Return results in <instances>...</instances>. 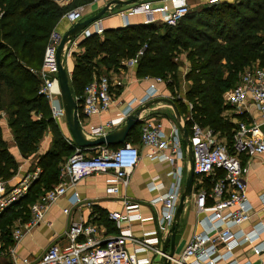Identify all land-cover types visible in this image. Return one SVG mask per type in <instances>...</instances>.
<instances>
[{
    "label": "built area",
    "instance_id": "1",
    "mask_svg": "<svg viewBox=\"0 0 264 264\" xmlns=\"http://www.w3.org/2000/svg\"><path fill=\"white\" fill-rule=\"evenodd\" d=\"M65 3L66 0H61ZM97 1V0H92ZM171 4L152 6L150 0L131 4L127 9L118 13L123 16L144 14L143 24L155 23L175 26L188 13L187 0H168ZM222 0H207L215 4ZM86 5H78L68 9L62 18L70 24L82 19ZM158 16V17H157ZM93 30L88 27L80 31L81 37L92 33L102 34L103 29L99 20L92 22ZM61 33L55 28L51 30L44 48L40 68L31 69L39 79L38 93L46 98L49 104L50 116L58 118L64 116L57 82L56 50L61 40ZM78 41V40H77ZM64 56L70 55L76 47V40H71ZM144 44L133 57L122 61L126 66H136L139 56L143 53ZM182 60V59H181ZM182 78L187 71L188 62L185 58ZM148 86L139 98H133L125 110L102 124L89 125L85 131L88 138L104 136L109 131L125 122L127 115L137 107L153 100L157 94V84L164 83L159 76H144ZM186 82V81H184ZM120 79L111 78L108 74L93 77L83 88L82 94L73 96L79 109V122L88 116L100 114L108 110L113 99V88L121 86ZM183 95L184 87L182 86ZM183 95L176 94V98L186 102L189 112L184 121H192L189 138L193 154L194 180L192 184V199L195 212L198 215L196 224L199 229L192 232L180 252L169 257V264H240L234 258V250L243 244H250L254 253L264 251V239L260 236L264 226L258 224L250 230L241 229V224L248 222L254 208L246 195L245 174L246 166L241 156L251 157L264 154V131L259 127L249 106L252 104L258 111L264 124V66L258 62L251 63L240 73L238 82L224 91L222 98L228 106L224 115L234 119L230 144L208 126H202L193 121L192 104ZM135 104V105H134ZM140 142L147 150L145 155L170 167L167 175L170 178L163 191V186L153 182L148 183V189L156 190L157 194L148 200V204L156 211L155 216L149 217L155 221V227L150 231H143L135 235L131 224L143 221L140 213V203L123 195L121 198L123 210L108 212L117 233L105 235L101 227L82 219L71 221L65 230V243H51L39 258L16 256L10 248L8 264H153L154 256L162 259L166 252L161 244L173 222L179 201L181 188L184 186L183 177L187 166L181 133L175 122H169L168 132L162 127V122L139 115ZM69 143L71 139L67 140ZM72 152L59 169L58 182L45 190L30 206L31 218L27 223L12 228L11 236L18 242L31 227L45 222V212L56 200L64 196L68 188L73 187L86 176L91 174L109 173L111 178L106 187L109 196H118L121 187H127L130 175L140 159L138 145L123 141L112 148L108 145L95 147H79L72 143ZM221 170L222 175L209 178ZM37 172L27 174L16 185L10 186L7 181L0 179V213L24 196L32 184ZM209 178V185L206 179ZM264 207V192L258 196ZM73 205H91V202H81L77 194H73ZM159 204V207L157 205ZM68 212V208L63 209ZM47 223V222H45ZM250 264V263H244Z\"/></svg>",
    "mask_w": 264,
    "mask_h": 264
},
{
    "label": "trees",
    "instance_id": "2",
    "mask_svg": "<svg viewBox=\"0 0 264 264\" xmlns=\"http://www.w3.org/2000/svg\"><path fill=\"white\" fill-rule=\"evenodd\" d=\"M69 8L52 0H0V110L7 114L9 129L24 157L37 150L47 128L52 131L51 148L37 158L36 164L41 167L38 179L0 214V239L5 245L12 242L9 235L13 222L29 219V206L58 182V165L72 152L50 118L48 102L38 93L39 79L31 71L40 68L49 33ZM144 44L136 75L162 77L171 100L185 117L187 104L175 97L181 88L183 69L178 56L183 55L188 62L183 97L192 104L193 121L225 136L230 144L235 123L223 115L228 106L222 94L238 82L245 67L256 60L264 66V0L206 2L185 14L175 26L141 23L104 29L101 35L92 33L79 42L83 50L75 57L69 79L72 95H81L84 86L102 69L122 67L121 61L133 57ZM191 122H185L189 131ZM139 129L140 121L125 141L139 143ZM16 167L0 126V179L7 180ZM222 174L216 170L209 178ZM104 223L108 232H114L112 223Z\"/></svg>",
    "mask_w": 264,
    "mask_h": 264
},
{
    "label": "crops",
    "instance_id": "3",
    "mask_svg": "<svg viewBox=\"0 0 264 264\" xmlns=\"http://www.w3.org/2000/svg\"><path fill=\"white\" fill-rule=\"evenodd\" d=\"M107 1L108 0H97L87 3L81 20L97 13ZM141 1L145 0H139L137 1V3ZM150 1L152 6L165 4L169 9L171 8V4L168 0ZM225 1L233 2L235 0ZM206 2L207 0H187L188 6H192L194 8H198ZM130 5L131 4H126L118 8H114L111 13L106 14L105 18L98 19L101 28L104 30L122 27L125 25L141 24L145 18L144 14L142 13L126 16L118 13L120 10L127 9ZM155 23L160 24L157 18ZM70 25L71 24L66 19H62L57 23L55 29L62 34L70 27ZM82 38L84 37H81L79 32L73 38L77 42L76 47L71 45V49H74L73 52L70 55L65 56V60H70L69 67L67 68L70 75L75 63L76 55L81 53L83 50L79 45V42ZM183 59L184 57L182 58V60ZM108 75H110L111 78L120 79L122 81V85L113 88L112 103L107 111L100 114L91 115L80 120V124L84 133L89 125L102 124L106 120L115 117L120 111L125 110L131 99L141 97L148 86L147 81L143 80L144 76L139 77L136 75L135 66H126L122 63V67H118ZM184 81L185 80L182 78L181 85L184 87V90H186V82ZM156 87L157 94L155 98H172L171 93L164 83L157 84ZM176 94L183 95L181 88L178 92H176ZM249 110L251 112V115L253 116V119L257 123H259V127L262 131H264V129H262L264 128V124L262 123L258 111L252 104L249 106ZM6 116H4L2 120L0 119V126L2 129L3 139L7 143L9 153L17 163V167L13 171L12 175L5 181H7L8 183V180H10L14 185L17 181L25 177L27 174L37 171L41 172V167L36 164L38 157H36L35 160H33L32 158L37 152L38 155H40L51 148L52 131L51 129L47 128L44 131L43 137L39 142L37 150L29 156L24 157L19 152L16 146L13 135L9 129ZM142 116H144L145 118L161 121L163 130L165 132H168L169 122H175L172 117V109L168 105H166V102L164 101H156L149 108H146L144 111H142ZM33 117L38 119L39 115H34ZM50 118L52 117L50 116ZM52 120L56 124V127L59 129L63 139L67 143H69L67 140H70L71 137L69 135L65 116L52 118ZM71 142L74 143L72 139ZM72 143H69L71 147ZM134 144L138 145L141 157L130 175L128 186L124 188L121 187L118 196H109V194L106 192V187L109 184L111 174L99 173L84 177L79 182H77L75 186L68 188L64 196L58 198L56 202L52 203L48 207L47 211L44 214V221L47 223L41 222L31 227L30 230L26 234H24L18 242H15L12 239V228L16 225L27 223L31 218V214L29 219L26 221H21L20 218H18L13 222L9 235L10 239L12 240L11 244L5 245V241L0 239V264L9 263L10 248L14 250L16 256H26L31 259H35L39 258L51 243H65V230L67 229L70 222L74 220L82 219L83 222L94 223L97 226L101 227V229L103 230V234L105 235L117 233V229L115 227H113L114 232H108L107 230L109 229H107L104 222L109 221L110 223H112V220H110L107 215L109 211L123 210L121 201L123 195H126L140 203V213L145 218V220L143 221H137L131 224L132 232L135 235L139 236L143 231L152 230L155 227V221H153L149 217L155 216L156 211L148 204V200L154 197L157 194V191L149 190L148 183L153 177H155L153 182L156 184H160V186L162 185L163 187L159 189V192L163 191L170 179L167 175V171L170 167L165 162H160L154 158L146 156L145 152L147 149L141 146L139 143ZM64 160L65 159L63 158V161ZM242 163L247 168V172L245 174L246 195L253 205L254 213L252 214L248 222L241 224V226L239 227L243 230L248 231L258 224H262L264 226V207L261 205L258 199V196L262 192H264V154H257L251 157L245 156L244 161L242 159ZM61 165L62 161L58 166ZM75 193L80 198L81 202H91V205H80V203L78 206L73 205L71 200L73 198V194ZM185 206H187V209L184 211ZM185 206L182 210L178 225V231L175 236V252L177 253L182 250L184 244L186 243L192 232L199 229V226L196 224L198 215L195 212L192 196H190L189 200L186 201ZM157 207H159V204L157 205ZM64 208H68V212H64ZM179 235L180 237L177 240V237ZM261 239H264V232L260 236V240ZM234 258L240 264H244L247 262L250 264H264V251L256 254L253 252L252 246L246 243L238 246L234 250ZM219 264L223 263L219 262Z\"/></svg>",
    "mask_w": 264,
    "mask_h": 264
},
{
    "label": "water",
    "instance_id": "4",
    "mask_svg": "<svg viewBox=\"0 0 264 264\" xmlns=\"http://www.w3.org/2000/svg\"><path fill=\"white\" fill-rule=\"evenodd\" d=\"M137 1L139 0H108L97 13L83 20L72 23L70 27L62 33L60 43L56 50L57 82L69 135L72 141L79 147L87 148L99 145L112 146L121 144L126 139L131 129L139 122V115L141 112L146 108H149L156 101H164L166 102V105L172 109V117L181 133L182 144L188 164L184 186L179 197L174 219L161 245V249L163 252H166V256L162 257L160 264H169V257L175 253V236L178 231L180 216L186 201H188L191 196L192 184L194 180L191 142L183 116L179 113L177 107L170 98H155L146 102L142 106L137 107L132 113L127 115L123 124L112 131H109L104 136L88 138L79 122L77 103L72 95L69 85L70 73L64 65V54L68 44L82 29L88 27L95 20L100 19L102 15L111 13L114 8H118L126 4H133Z\"/></svg>",
    "mask_w": 264,
    "mask_h": 264
},
{
    "label": "rangeland",
    "instance_id": "5",
    "mask_svg": "<svg viewBox=\"0 0 264 264\" xmlns=\"http://www.w3.org/2000/svg\"><path fill=\"white\" fill-rule=\"evenodd\" d=\"M52 1H54L55 3H57V4H59L60 6H67L68 5V7H71V8H73V7H75V6H78V5H86V2L87 1H85V0H66L65 1V3H61L62 1L61 0H52ZM223 1V0H222ZM203 6L205 5V4H202ZM73 6V7H72ZM70 9V8H69ZM196 8H194V7H192V6H189V11H192V10H195ZM188 11V12H189ZM105 16H106V14H104V15H102L100 18H105ZM60 20H62V17H61V19ZM59 20V21H60ZM58 21V22H59ZM92 27H93V24H90L89 26H88V28L89 29H92ZM55 28V27H54ZM53 28V29H54ZM179 57V59H180V61H181V59L183 58V55H180V56H178ZM69 59H66V60H64V65H65V67L66 68H68L69 67ZM179 61V60H178ZM179 61V62H180ZM122 62V61H121ZM255 62H258V60H256ZM254 62V63H255ZM181 63V65H182V67L184 66L182 63H184V61H182V62H180ZM33 68V67H32ZM113 69L114 68H110V69H108V70H104V69H102V73L101 74H111V72L113 71ZM30 70V69H29ZM181 90H182V85H181ZM179 91V90H178ZM177 91V92H178ZM175 97H177V96H175ZM225 113H227V114H229L227 111H224V113H223V115L225 114ZM34 115H37V114H33V116ZM4 116H6V113H5V111H2V110H0V119L2 120V118H4ZM6 118H7V116H6ZM262 129H264V128H262ZM223 138L224 139H226V137L225 136H223ZM6 145H7V143H6ZM72 150H73V148H72ZM39 155H38V152L33 156V160H35L36 159V157H38ZM65 160H66V158H65ZM64 160V161H65ZM63 161V162H64ZM62 162V163H63ZM186 174H187V166H186V168H185V171H184V177H183V183L185 182V177H186ZM39 175H40V172H38L37 173V175L35 176V178L33 179V181L34 180H36V179H38V177H39ZM18 182V181H17ZM16 182V183H17ZM8 183H9V185L10 186H13V183H11V181L10 180H8ZM16 183L14 184V185H16ZM183 189V186H182V188H181V190ZM187 209V206H185V208H184V211ZM181 233V232H180ZM179 233V234H180ZM179 237H180V235L177 237V240L179 239ZM161 261V259H160V257L159 256H155L154 257V263L155 264H159V262Z\"/></svg>",
    "mask_w": 264,
    "mask_h": 264
}]
</instances>
